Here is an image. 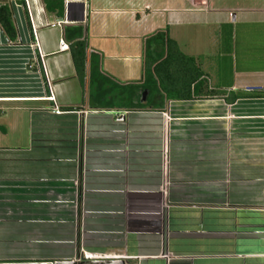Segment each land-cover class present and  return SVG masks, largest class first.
<instances>
[{
  "label": "crops",
  "instance_id": "obj_1",
  "mask_svg": "<svg viewBox=\"0 0 264 264\" xmlns=\"http://www.w3.org/2000/svg\"><path fill=\"white\" fill-rule=\"evenodd\" d=\"M60 1L57 16L41 0H0L16 31L8 42L0 30V235L18 238L0 264L81 252L100 256L81 264H264V96L223 100L264 94V0ZM79 28L81 81L69 50L57 52ZM164 29L225 95L160 110L140 87L138 111L100 107L110 86L94 98L89 58L141 85L142 42Z\"/></svg>",
  "mask_w": 264,
  "mask_h": 264
},
{
  "label": "trees",
  "instance_id": "obj_2",
  "mask_svg": "<svg viewBox=\"0 0 264 264\" xmlns=\"http://www.w3.org/2000/svg\"><path fill=\"white\" fill-rule=\"evenodd\" d=\"M41 1L46 11L55 12L57 16L61 15L62 2L60 0ZM0 30L8 42L15 41L16 31L12 14L4 4L0 5ZM72 39L68 50L76 76L81 81L85 63V39L82 29L79 28ZM142 53L143 81L141 85L137 83L119 84L108 79L100 74L97 60L89 58V81L95 85L94 98L98 99L101 95H105L110 86L109 102H103L100 107L114 106L138 111L142 105L140 106L138 101H135V97L140 87L146 88L149 92L150 100H147V106L160 110L163 108V103L169 100L186 101L225 95L223 92L207 89L195 58L182 54L175 42L168 37L166 29L155 31L147 36L142 42ZM153 96L161 99V104H156V98ZM262 96L264 94L261 92H234L228 93L223 100L226 104H231L237 99H253Z\"/></svg>",
  "mask_w": 264,
  "mask_h": 264
},
{
  "label": "built area",
  "instance_id": "obj_3",
  "mask_svg": "<svg viewBox=\"0 0 264 264\" xmlns=\"http://www.w3.org/2000/svg\"><path fill=\"white\" fill-rule=\"evenodd\" d=\"M25 8L27 9V3H25ZM27 15H28V19L30 21V15L29 13L27 12ZM66 21L65 20H60V21H56L55 23H52V24H45L47 27L49 28H55V27H60L62 24H65ZM31 32H32V39H33V45L32 47H36L38 48L37 46V43H36V40H35V36H34V27L33 25H31ZM68 51V45L62 41V40H59L58 43H57V52H66ZM38 54L40 55V53L38 52ZM40 57V56H39ZM43 76L45 77V74L44 72H42ZM53 112L54 113H58L57 110L54 108L53 109ZM162 257H164L165 259H168V255L167 254H162ZM100 256H95V255H88V254H85L84 252H81L79 255L77 254L73 260V263H79V262H82L84 260H97L99 259Z\"/></svg>",
  "mask_w": 264,
  "mask_h": 264
},
{
  "label": "rangeland",
  "instance_id": "obj_4",
  "mask_svg": "<svg viewBox=\"0 0 264 264\" xmlns=\"http://www.w3.org/2000/svg\"><path fill=\"white\" fill-rule=\"evenodd\" d=\"M121 1H122V3H124V0H121ZM127 1H129V0H127ZM138 1H140V0H138ZM138 3H140V2H138ZM191 39H193V38H191ZM0 125H2L1 122H0ZM6 231L8 233H6ZM6 231H5V233L3 235H0V243H1L0 245L1 246H4L3 250L0 249V254H3V255H5V254L9 255V253H12V249H13L12 246L14 244L13 241H18V238H16V236L14 237V235L16 234V232H14V234H13V231H12L11 227L10 228H7ZM18 233H20V232H18ZM22 233L23 232H21V234ZM21 242L22 243L25 242L24 241V238H21ZM39 247H40V245H38V248ZM36 249L37 248H34L35 251H36Z\"/></svg>",
  "mask_w": 264,
  "mask_h": 264
},
{
  "label": "water",
  "instance_id": "obj_5",
  "mask_svg": "<svg viewBox=\"0 0 264 264\" xmlns=\"http://www.w3.org/2000/svg\"><path fill=\"white\" fill-rule=\"evenodd\" d=\"M70 6V3H66V10L67 7ZM92 264H124V262L120 259H103L100 261H92ZM69 264H74V263H69Z\"/></svg>",
  "mask_w": 264,
  "mask_h": 264
},
{
  "label": "flooded vegetation",
  "instance_id": "obj_6",
  "mask_svg": "<svg viewBox=\"0 0 264 264\" xmlns=\"http://www.w3.org/2000/svg\"><path fill=\"white\" fill-rule=\"evenodd\" d=\"M82 262H79V263H77V264H81Z\"/></svg>",
  "mask_w": 264,
  "mask_h": 264
}]
</instances>
